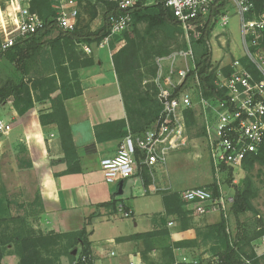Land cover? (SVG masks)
Masks as SVG:
<instances>
[{
  "label": "trees",
  "instance_id": "1",
  "mask_svg": "<svg viewBox=\"0 0 264 264\" xmlns=\"http://www.w3.org/2000/svg\"><path fill=\"white\" fill-rule=\"evenodd\" d=\"M79 1L83 14L88 18L82 19L80 11L75 31L64 32L57 27V12L54 8L60 0H33V11L38 14L45 28L32 37L21 39L14 47L0 51V62L5 60L18 73L16 79L3 80L0 77V105L13 98L14 108L23 116L35 103L49 101L50 112L41 114L39 119L43 127L55 124L58 128L64 152L63 162L68 167L64 174L81 172L65 102L83 94L79 71L95 65L94 56L87 55L83 47L99 46L111 33V18L126 14L119 8L120 0ZM248 1L253 4L252 13L258 15L263 11L264 0ZM229 3V0H217L212 6L201 37L196 43V69L188 76L184 85L176 90L175 95L186 88L193 76L198 75L205 98L214 96L217 68L210 72L214 67L207 41L216 26V19L225 13ZM100 8L103 23L99 29L92 31L91 25L99 17ZM249 17L252 18L253 14ZM183 33L172 10L161 0H140L131 10V23L121 34L112 37L109 43L127 116L125 120L98 126L96 137L99 142L123 139L129 131L135 136L143 135L157 121L163 107L157 99V87L153 81L157 74L155 59L168 55L173 43H177L178 37ZM116 43L122 45L117 46ZM182 48L186 49L187 45H182ZM186 119L189 128L197 125L194 112L188 111ZM201 134L202 132L197 136ZM137 160L143 171L145 187L148 188L151 179L149 172L141 164L140 154ZM255 166L264 168V145L245 162L243 168L251 174ZM236 174L234 169H230L224 183L231 185ZM205 188L212 191L215 197L219 196L215 182ZM234 189L235 202L230 206L229 214L238 218L254 211L252 200L255 187L252 176H246ZM163 200L166 216L176 217L182 229H189L191 211L187 209L180 194L166 193ZM33 206H39L40 214L43 213L40 193L36 195ZM99 207L112 208L116 213L118 202L104 203ZM7 208L4 201H0V264H4L6 254L16 256L18 264H64L63 258L68 259L67 264H94L91 233L86 226L74 232L45 234L36 231L29 223L32 215L26 213L14 217ZM95 217L93 214L90 220ZM165 226L152 232L125 237L120 241L141 244L139 253L144 264H158L151 256L154 251L161 252L159 264H176L175 252L197 246L198 239L175 242L171 238L167 222ZM204 235L213 241L210 253L216 258L215 264H264V255L259 256L253 245L256 240L264 237V224L254 235L241 228L232 237L224 218L207 226ZM9 247L12 250L7 252ZM74 251L77 253L74 254Z\"/></svg>",
  "mask_w": 264,
  "mask_h": 264
},
{
  "label": "built area",
  "instance_id": "2",
  "mask_svg": "<svg viewBox=\"0 0 264 264\" xmlns=\"http://www.w3.org/2000/svg\"><path fill=\"white\" fill-rule=\"evenodd\" d=\"M161 1L172 10L187 36L200 38L210 10L217 0ZM229 1L233 2L240 15L243 56L211 68L210 72L217 68L216 92L212 98H205L198 75L193 76L186 88L175 95L176 90L184 85L188 76L196 69L192 48L177 53L178 59L183 58L186 61V68L178 72L179 81H172L174 69H171V76H167L171 90L165 89L162 73L156 81L161 89L159 98L163 106L159 118L142 136L129 132L119 145L117 155L101 161L106 183L120 184L132 178L137 170L139 154L141 164L153 169L165 165L169 157L188 149L194 142H199L204 146L219 196L215 197L205 187H196L182 192L180 197L192 208L190 210L194 215L219 212L228 218L229 208L235 202V197L227 195L222 180L230 169H234L236 173L241 171L245 162L264 145V8L257 15L252 13L253 4L248 0ZM139 2L140 0L119 1V8L126 14L111 18V33L100 45L109 46L110 39L128 27L131 23V10ZM32 3L33 0H0L1 32L6 35L9 18L14 20L19 30L16 37H9L3 42V51L45 28L38 14L33 11ZM226 13L225 11L216 19L218 28L228 26L229 17ZM79 14V0H61L57 7V27L64 32L75 31ZM250 14H253L252 18L249 17ZM222 32H225L224 29ZM84 51L92 54V49L88 46H84ZM190 59L193 60L191 68ZM188 111L194 112L202 127L200 136L189 137L186 119ZM10 131L11 126L0 120V134L6 135ZM237 184L234 177L230 189H234ZM119 210L125 218L132 216V212H125L122 205ZM262 240L264 242V237ZM112 256L115 257L116 254L112 253ZM130 264L134 262L131 261Z\"/></svg>",
  "mask_w": 264,
  "mask_h": 264
},
{
  "label": "crops",
  "instance_id": "3",
  "mask_svg": "<svg viewBox=\"0 0 264 264\" xmlns=\"http://www.w3.org/2000/svg\"><path fill=\"white\" fill-rule=\"evenodd\" d=\"M90 48L95 65L79 71L83 94L65 102L81 172L64 174L68 167L63 162L64 152L58 128L55 124L43 127L40 123V115L50 112L49 101L35 103L23 116L14 108L13 98L3 102L0 105V120L10 125L11 131L0 138V147L23 144L27 151L30 173L37 180V191L42 199L43 214L40 223L44 227L43 231L68 233L86 226L91 233L94 264H110L111 261L112 264H130L131 261L141 264V244L120 240L166 227V222L173 241L195 240L196 231L193 227L184 230L176 217L166 216L163 199L166 193L181 194L201 185L182 190L167 186L164 179L169 175L168 164H179L175 155L169 157L165 165L147 168L151 178L148 188L145 187L139 163L135 175L123 182L122 192L119 184L116 187L105 182L101 161L115 157L125 137L99 142L96 128L109 122L125 120L127 115L110 47L99 45ZM210 176L212 179V170L209 167L207 183L202 185H209L214 181L210 180ZM229 195L235 196V189H230ZM113 201L118 202L116 213L112 208L99 207ZM121 204L125 212H132L130 218H125L119 210ZM93 214L96 217L90 220ZM127 219H131L133 223H129ZM256 244L264 248L262 238ZM185 250L175 252L179 262H189L191 253L184 255L188 252ZM112 253L116 256L113 257ZM262 253L257 254L261 256ZM151 256L161 257L160 251H154Z\"/></svg>",
  "mask_w": 264,
  "mask_h": 264
},
{
  "label": "rangeland",
  "instance_id": "4",
  "mask_svg": "<svg viewBox=\"0 0 264 264\" xmlns=\"http://www.w3.org/2000/svg\"><path fill=\"white\" fill-rule=\"evenodd\" d=\"M59 4L54 7L56 9V12ZM80 11L82 13V19L86 20L88 16L86 14H83V10L81 7ZM226 12V15H228L229 17L228 26H226L225 28H218L217 26H215L210 35V39L207 41V47L212 53L213 67H218L219 65H222L224 63H230L231 61H233L234 58H241L244 54L242 49L240 15L238 9L233 4V2L230 1L229 7L226 9ZM102 15L103 12L100 8L99 17L91 25L92 31H95L101 27L103 23ZM6 25L8 28L6 35L0 33V51H2L3 42L9 37H16L19 32L14 20H10L9 18V22H7ZM142 29H144V26H142ZM223 29L225 32H222ZM199 39L200 38L198 36H187L184 31L183 35L178 37V42L173 43L171 47V52L168 55L156 57L155 61L157 65V74L153 81L156 84L157 99L159 100L161 105L162 103L159 98L161 89L160 86L157 85V79L162 73V79H164L165 81V89L171 90V88H169L170 84L167 80V76H171V69H174L175 71L172 74V81L174 83H177L179 81L178 72L186 68V61L183 58L178 59L176 57V54L188 51L190 48H192L194 59L196 60L195 48L196 43L199 41ZM185 44L187 45L186 49L182 48V45ZM116 45L121 46L122 43H116ZM189 62L191 68V65H193V60L190 59ZM17 76L18 73L15 71L13 66L7 63L5 60L0 62L1 79H16ZM201 132L202 127L197 122V125L191 126L189 128V137L194 138L198 135V133ZM3 135L4 134H0V138ZM26 152L27 151H25L23 144H18L16 146L8 145L7 147H0V201H4L5 205H7L8 207L7 211L10 215L14 217L23 216L26 213L32 215L29 218V223L35 228L36 231L46 234V232L43 231L44 227L40 223L43 214H40V207H32V203L34 202L35 197L39 192L37 191V180L34 179L30 173L31 165L27 159ZM175 156L177 157L175 159L179 164L172 166L170 165V163L168 164L170 167L169 175L167 176V178L164 179V181L167 182V186H172L174 190L175 188L179 190L187 189L196 185H201L200 187L208 186L202 185V183H207L206 178L209 177L210 166L208 165L209 163L205 155L204 146H202L201 143L194 142L190 145L188 149L176 154ZM248 175L252 176L255 187L254 198L252 200L254 211L247 212L238 218L228 213L227 218L225 217V215L220 214L219 212L209 213L206 215H194V213L191 211L192 208L187 206V209L191 211L190 225L196 231L195 240L198 239L197 246L187 248L185 250L188 252H185L184 255L191 253L189 254L190 258H188L189 262L203 261L205 263L210 262V264H215L214 262L216 261V258L212 257V254L210 253L211 247L213 246V241L208 239L204 235L205 228L209 225H214L220 222L224 218L227 220V230L232 237L236 234V231L241 228L244 229L250 235H254L260 230V228L264 224V168H262L261 166H255L251 174L247 173V171H245L243 168L241 171L237 172L235 177L238 183L240 184V182L245 179V177ZM210 180H213V175L212 179L210 176ZM224 180L225 178L222 180V184L223 186H225V191L227 195H229L230 185L227 186L226 183H224ZM213 182L216 181L214 180ZM127 220L129 223H133L131 219ZM253 245L256 253L263 252L261 255L263 256L264 248H260V246L257 245L256 242H254ZM11 250L12 247H9L7 252ZM153 259L156 263H161V257ZM62 261L64 264L68 263L67 258H63ZM179 261L177 260L176 264L186 263L184 262L185 260H181L182 262ZM111 262L110 264H112ZM3 263L18 264L19 260L16 256L6 254L3 259Z\"/></svg>",
  "mask_w": 264,
  "mask_h": 264
},
{
  "label": "water",
  "instance_id": "5",
  "mask_svg": "<svg viewBox=\"0 0 264 264\" xmlns=\"http://www.w3.org/2000/svg\"><path fill=\"white\" fill-rule=\"evenodd\" d=\"M119 186H120V192H122L123 182H121V183L119 184ZM76 253H77V251H74V254H76Z\"/></svg>",
  "mask_w": 264,
  "mask_h": 264
}]
</instances>
